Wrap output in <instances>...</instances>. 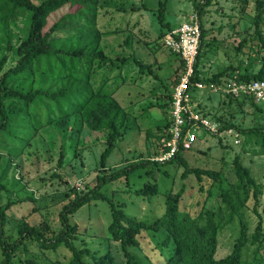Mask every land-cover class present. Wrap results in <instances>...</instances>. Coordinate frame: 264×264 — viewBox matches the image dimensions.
<instances>
[{
  "label": "rangeland",
  "instance_id": "obj_1",
  "mask_svg": "<svg viewBox=\"0 0 264 264\" xmlns=\"http://www.w3.org/2000/svg\"><path fill=\"white\" fill-rule=\"evenodd\" d=\"M33 1L40 3L41 0ZM165 1L166 20L173 28L180 22L192 19L196 15L194 4L202 2ZM159 3V0H97L93 22L92 19L89 22L70 19L68 28L57 30L50 37L56 48H97L109 56L110 60L102 68L98 66V59L93 60L90 82L94 87L108 77V83L114 88L115 76L118 75L121 85L116 87L114 97L130 114V129L105 164L112 171L140 160L157 161L166 150L169 137L166 123L169 119L161 104L167 100L165 93L173 92L178 84L184 66L182 58L164 42L167 31L161 28L158 21ZM74 9L66 4L55 11L46 29ZM207 10L203 21L207 40L216 46L213 47L216 50L213 56L225 60L224 64H231V70L258 72L264 63V44L255 32L256 0H213ZM30 26V11L17 9L6 12L0 0V58L3 55L8 57L0 72V81L6 71L17 66L19 55L16 48L28 36ZM162 32L165 34L160 36ZM262 34L264 36V24ZM244 38L247 41L238 50ZM203 52L205 56L208 55L205 48ZM132 54L150 64L151 71L147 68L141 71L133 61L116 66L119 64L118 57L131 59ZM215 60L212 58L210 63ZM213 69L216 71L215 67ZM66 82L67 79L56 72L29 68L13 76L8 85L10 89L28 92V95H45L58 92ZM197 95L203 100L201 103L198 101L197 106L203 104L207 110L219 105L221 98V95L206 89L198 90ZM43 97L44 100L33 99L28 105L20 100L10 101L0 97V110H16L11 118L10 134H27L24 143L17 144L15 138L6 135L1 128L4 119L0 112V185L3 186L0 190V207L8 206V243L18 237L20 230L24 232L41 223L48 226V236L58 233L62 228L60 213L64 205L92 189L97 178L108 171L102 170L100 159L108 142L109 131L96 130L87 125L79 108L66 115L59 113L51 99ZM253 102L254 99L249 97L243 106L224 104V107H220L221 115L224 113V120L234 122L240 128L264 127V107L262 111L257 110ZM238 131L241 135L238 144L231 140L229 144L205 131H199L201 138L194 145L196 148L187 150L185 156L192 166L219 171L225 186L243 198L245 193L237 189L239 180L233 165L234 156L240 153L243 163L250 167L263 185L258 210L264 226L262 136ZM183 172L182 165L164 160L162 164H149L135 169L127 177L111 181L103 186L102 191L116 204L124 203L128 214L148 222H154L164 214L167 192L176 193L184 189L181 209L192 216H197L202 209L216 210L222 205L219 185L213 179L203 177L199 181L194 175L183 178ZM146 183L156 184L160 190L151 201L131 191ZM253 207L254 199L250 191L248 202L242 205L234 220L220 231L217 257H223L233 249L240 233L241 220L245 221L248 237L251 238L260 219ZM70 220L79 227L78 239L75 240L78 247H89L99 254L109 250L119 264H125L119 242L108 239L106 230L111 221L108 201L93 200L71 214ZM166 236L163 228L157 232L142 231L138 236L140 245L130 250L142 263L163 262L168 253ZM249 246V251L257 250L264 258V234L262 243ZM2 250L0 244V264H6ZM71 256L64 246L56 251L43 249L38 241L29 236L14 254L18 261L34 258L42 264H69Z\"/></svg>",
  "mask_w": 264,
  "mask_h": 264
},
{
  "label": "trees",
  "instance_id": "obj_2",
  "mask_svg": "<svg viewBox=\"0 0 264 264\" xmlns=\"http://www.w3.org/2000/svg\"><path fill=\"white\" fill-rule=\"evenodd\" d=\"M1 1L2 8L6 12L17 9L30 11L31 26L28 36L16 48V52L19 55L17 66L2 75V80L0 81V97L2 99H10V101L15 99L20 100L22 103L28 105L33 99L44 100L43 96H45L51 99L59 113L66 115L79 108L80 115L84 118L87 125L96 130L103 129L109 131L108 142L101 153L100 159L102 170L107 169L108 171L103 172L97 178V183L92 189L82 195H77L69 203L64 205L60 213L62 228L58 233L48 236V226L45 223H41L40 225L25 229L24 232L20 230L18 237L12 243H8L6 238V224L8 221L6 210L8 206L0 207V244L3 248L5 263L42 264L34 258L19 261L14 258L15 252L23 244L25 238L29 236L38 241L43 249L56 251L61 246L69 249L72 255L69 264H119L114 254L109 250L99 254L98 251H93L89 247L80 248L75 244V240L78 239L79 227L76 223L71 222V214L76 213L85 204L93 200L101 199L108 201L111 208V221L106 230L108 239L119 242L124 253L125 264H264V258L257 250L249 251L250 244L258 245L263 241V218L258 210L260 197L263 193V185L253 175L250 167L243 163L240 153L234 156L233 165L239 180L237 189L238 191L243 190L245 193L243 198H239L230 188L225 186L224 179L219 171L189 164L185 153L187 150L196 148L195 146L189 149L180 147L172 158L166 160L167 163L175 162L184 167L183 178L194 175L199 181H202L203 177H208L219 185L222 205L216 210L210 208L202 209L197 216H192L189 212L181 209L184 189L176 193L167 192L165 194V212L154 222L140 220L136 216L128 214L125 210L126 205L124 203L116 204L111 197L103 193L102 188L105 184L120 179L123 176L127 177L135 169L146 167L149 164H162L163 161L140 160L114 171L106 168L105 164L115 151L117 144L123 140L125 134L130 129L128 125L130 114L114 97L116 87L121 85L117 78L118 75L115 76L116 86L114 88L108 83V77H104L102 83L94 87L90 82L93 60L98 59V66L102 68L110 60L109 56L102 49L97 48L91 50L56 48L54 41L50 39L55 31L68 28L71 25L70 19H83L88 22L92 19L93 22L97 0H41L40 3H35L33 0ZM159 1L158 21L161 28H166V34H168L173 30V27L166 20L165 16L167 2L165 0ZM212 3L213 0H202V2L194 4L195 12L200 20L202 36L191 90L195 91V82L197 81L220 84L224 78L234 75H237L239 80H264V63L256 73H249L247 70L238 72L231 70L232 68L229 66L220 72H215L210 75L202 74L199 64L204 54L203 47L212 45L206 38L207 30L203 17L205 14H208L207 8ZM66 4L75 9L63 14L56 22L52 23L50 28L46 29L50 16ZM254 23L255 32L258 34L259 40L264 44V36L262 34L264 0H256ZM164 34L165 32H162L160 36ZM246 41L247 39L245 38L240 41L238 50H241ZM7 60L8 57L6 55L0 58V72ZM117 60L119 64H116V66L133 61L141 71L145 68L151 71V65L145 63L136 54H132L131 59H128L127 56H120ZM182 65L184 66L183 60ZM29 68L36 70L45 69L53 73L56 72L67 79L66 85L58 92H53L52 94L46 93L45 95L38 94L39 96L36 93H30L28 95V92L14 90V88L10 89L8 84L12 77ZM119 75H121L120 72ZM165 96L167 100L164 104H161V107L165 110L169 119L166 123L168 130L172 125L171 108L173 92L165 93ZM247 98L249 97L225 95L220 107H224V104L243 106L246 104ZM253 103L257 110H263V103H258L255 100ZM220 107L212 110L202 108V112L216 116L218 120L223 122L224 128L233 127L248 135L262 136V145L264 146V127L240 128L236 123L224 120V113L221 115ZM0 112L4 119L3 124H1V128L3 131L5 130L4 133L15 138L17 144H23L27 134H16V136L10 134L12 127L11 118L16 110L8 109L0 110ZM219 140L222 141L221 139ZM148 173L152 172L148 171ZM2 189L3 186L0 185V190ZM131 191L138 196L146 197L149 201L160 193L158 186L151 183H146L143 187L136 188L135 190L131 189ZM250 191L254 199V212L260 216L255 231L251 238H249L247 225L244 220H241L240 233L234 243L233 249L229 254L223 257H217L220 231L225 225L234 220L236 214L240 212L242 205L248 202ZM161 228L167 232L165 245L168 248V253L165 254L163 262H140L130 248L140 245L138 236L142 231L157 232Z\"/></svg>",
  "mask_w": 264,
  "mask_h": 264
},
{
  "label": "built area",
  "instance_id": "obj_3",
  "mask_svg": "<svg viewBox=\"0 0 264 264\" xmlns=\"http://www.w3.org/2000/svg\"><path fill=\"white\" fill-rule=\"evenodd\" d=\"M202 29L197 16L182 22L165 37V44L176 52L183 60L184 67L180 80L173 91L171 108L172 125L166 142V150L159 160H169L180 149L192 148L199 140V131L217 135L226 142L240 143V133L235 128H223L212 123L208 118L195 110L190 89L195 75V65L201 45ZM199 88L208 87L219 90L224 95L233 97H250L264 104V80H239L237 75L224 78L222 83L195 82Z\"/></svg>",
  "mask_w": 264,
  "mask_h": 264
},
{
  "label": "crops",
  "instance_id": "obj_4",
  "mask_svg": "<svg viewBox=\"0 0 264 264\" xmlns=\"http://www.w3.org/2000/svg\"><path fill=\"white\" fill-rule=\"evenodd\" d=\"M184 22V21H183ZM182 22H180L179 23V25L181 24ZM178 25V26H179ZM178 26H176L175 28H177ZM175 28H173V29H175ZM167 35V34H166ZM166 37V36H165ZM164 40H165V38H164ZM209 41V40H208ZM165 42V41H164ZM210 42V41H209ZM213 47H215L216 48V46H212V45H206V46H204L203 47V49L205 48V51H208V55H204L205 54V52H203L204 54H203V56H202V58H201V61H200V64H199V67H200V69H201V71H202V74L203 75H205V74H208V75H210V74H212V73H215V72H220V71H222V70H224V69H226L227 67H229V66H231V64H229V65H227V64H224L225 63V60H221L219 57H215V56H213V52L215 53V48H213ZM212 49V50H211ZM172 50V49H171ZM177 54V53H176ZM178 55V54H177ZM215 55V54H214ZM179 56V55H178ZM212 58H216V60L215 61H213V63H210V60L212 59ZM210 63V64H209ZM208 64H209V67H208ZM227 65V66H226ZM215 67V69H216V71H214V68ZM208 90L209 92H212V93H216V94H219V95H221V98L218 100L219 101V105L221 104V102H222V100H223V98L225 97V95L221 92V91H219V90H213V89H211V88H208V87H203V88H199V87H197L196 86V89H195V91H193V90H191L190 89V94H191V97H192V102L194 103V105H195V110L198 112V113H200V114H202L204 117H206V118H208L212 123H215V124H217L218 126H222L223 127V122L222 121H220V120H218L217 119V117L216 116H211V115H209V114H205V113H203L202 112V108L205 106V105H203V104H198V106H197V102L199 101V103H201V100L202 99H200V95H197V92H198V90ZM210 97V96H209ZM203 101V100H202ZM219 105H213L212 107H211V109H209V110H212L213 108H215V107H218ZM199 107V108H198ZM220 107V106H219ZM224 128V127H223ZM233 128V127H232ZM236 129V128H235ZM208 134H211V135H214L215 137H217V138H219V139H221L220 137H218L217 135H215V134H212V133H209V132H207ZM240 133V132H239ZM200 138H201V135H200ZM199 138V139H200ZM240 138H241V135H240ZM222 141H224L223 139H221ZM199 141V140H198ZM241 141V140H240ZM229 144H230V142H229Z\"/></svg>",
  "mask_w": 264,
  "mask_h": 264
}]
</instances>
